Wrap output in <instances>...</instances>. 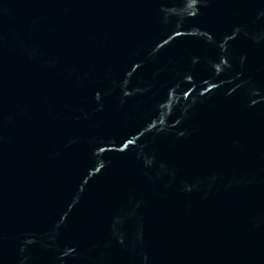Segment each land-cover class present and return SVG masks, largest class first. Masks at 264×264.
<instances>
[{
	"label": "water",
	"instance_id": "95a60500",
	"mask_svg": "<svg viewBox=\"0 0 264 264\" xmlns=\"http://www.w3.org/2000/svg\"><path fill=\"white\" fill-rule=\"evenodd\" d=\"M0 264H264V0H0Z\"/></svg>",
	"mask_w": 264,
	"mask_h": 264
}]
</instances>
